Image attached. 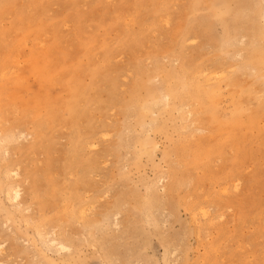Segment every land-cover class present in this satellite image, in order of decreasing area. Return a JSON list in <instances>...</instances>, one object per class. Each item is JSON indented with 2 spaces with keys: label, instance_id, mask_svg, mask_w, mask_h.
Here are the masks:
<instances>
[{
  "label": "rangeland",
  "instance_id": "1",
  "mask_svg": "<svg viewBox=\"0 0 264 264\" xmlns=\"http://www.w3.org/2000/svg\"><path fill=\"white\" fill-rule=\"evenodd\" d=\"M259 53L264 0H0V264H264Z\"/></svg>",
  "mask_w": 264,
  "mask_h": 264
},
{
  "label": "bare ground",
  "instance_id": "2",
  "mask_svg": "<svg viewBox=\"0 0 264 264\" xmlns=\"http://www.w3.org/2000/svg\"><path fill=\"white\" fill-rule=\"evenodd\" d=\"M40 34V33H39ZM42 36V35H41ZM37 39H38V37H37ZM28 40V39H27ZM42 41V39L40 40V42ZM35 43V42H34ZM25 44V43H24ZM36 44V43H35ZM41 44V43H40ZM39 44V45H40ZM148 44V43H147ZM26 45V44H25ZM22 46V45H21ZM29 46V45H28ZM35 46H38V44H36ZM42 46V45H41ZM24 47H26V46H24ZM30 47V46H29ZM50 47V46H49ZM33 48H35V47H33ZM40 48V47H39ZM23 49V48H22ZM30 50H31V48H30ZM22 52V51H21ZM49 52V55H50V51H48ZM15 53V52H14ZM13 53V54H14ZM7 55V54H6ZM18 56V55H17ZM238 57V56H237ZM29 58V57H28ZM24 59V58H23ZM30 60L32 59L31 57L29 58ZM113 59V58H112ZM30 60L28 61V62H30ZM45 60V59H44ZM25 61V60H24ZM254 61H255V63L256 64H261L262 65V63L264 62V59H263V56H262V53H259L258 55H256L255 57H254ZM49 63V62H48ZM20 64V63H19ZM21 65H23V64H21ZM18 69V68H17ZM13 70V69H12ZM16 70V69H15ZM48 70H49V68H48ZM46 71V70H45ZM14 72V71H13ZM16 72V71H15ZM16 74V73H15ZM25 76V75H24ZM32 76V75H31ZM195 76V75H194ZM5 77V76H4ZM8 77V76H7ZM7 79V78H6ZM32 80V79H31ZM14 83H15V81H14ZM21 85V84H20ZM200 85V84H199ZM73 95L74 96H77V94H75V92H73ZM73 96V100H75V97ZM71 112H72V114L74 115V114H76V112H77V110L76 109H73V110H71ZM20 135V134H19ZM105 134H103V136H104ZM22 136V135H21ZM108 136V135H107ZM106 136V137H107ZM16 138V137H15ZM7 139V138H6ZM14 139V138H13ZM18 139V138H17ZM20 139V138H19ZM2 140V139H1ZM8 141H9V139H7ZM6 140V141H7ZM11 140V139H10ZM12 141H14V140H12ZM11 143V142H10ZM13 143V142H12ZM15 143V142H14ZM3 144V143H2ZM4 144H6V143H4ZM5 147H7V146H5ZM92 147V146H91ZM106 163V162H105ZM14 175H16V174H14ZM160 180H161V178H160ZM16 187V186H15ZM227 187V186H226ZM10 188H12V187H10ZM10 188H8V193L10 192ZM14 188V187H13ZM10 189V190H9ZM17 190H19L18 188H16ZM13 190V189H12ZM11 190V191H12ZM14 191H16L15 189L13 190V192ZM13 192H12V194H13ZM6 194V193H5ZM14 194H15V196H14V198H16V199H18L19 198V192L18 191H16V192H14ZM7 195V194H6ZM10 195V194H9ZM12 199V198H11ZM10 199V200H11ZM13 200V199H12ZM14 201V200H13ZM19 203V202H18ZM15 205V204H14ZM208 211V210H207ZM209 212V211H208ZM81 214V213H80ZM203 214H205V213H203ZM220 217H222V216H220ZM115 221V220H114ZM116 223V222H115ZM114 223V224H115ZM5 224V223H4ZM114 226H116V225H114ZM35 231V230H34ZM53 232V231H52ZM36 233V232H35ZM36 235V234H35ZM41 237H39V239H40ZM46 239H47V237H46ZM47 241V240H46ZM47 243H49V242H47ZM51 243V242H50ZM49 243V244H50ZM61 248H64V245H61L60 246ZM174 253V252H173ZM172 253V254H173ZM136 263V262H135Z\"/></svg>",
  "mask_w": 264,
  "mask_h": 264
}]
</instances>
